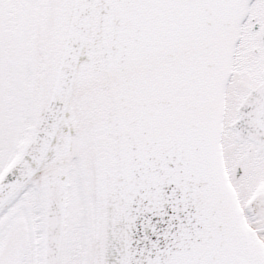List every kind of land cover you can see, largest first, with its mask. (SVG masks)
<instances>
[{"label": "snow or ice", "instance_id": "1", "mask_svg": "<svg viewBox=\"0 0 264 264\" xmlns=\"http://www.w3.org/2000/svg\"><path fill=\"white\" fill-rule=\"evenodd\" d=\"M0 264H264V0H0Z\"/></svg>", "mask_w": 264, "mask_h": 264}]
</instances>
